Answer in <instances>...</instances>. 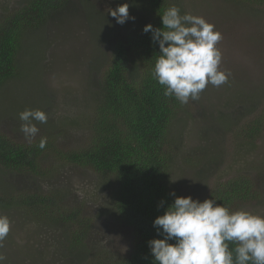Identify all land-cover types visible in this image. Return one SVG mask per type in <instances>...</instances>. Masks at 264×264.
Returning <instances> with one entry per match:
<instances>
[{"label": "rangeland", "instance_id": "rangeland-1", "mask_svg": "<svg viewBox=\"0 0 264 264\" xmlns=\"http://www.w3.org/2000/svg\"><path fill=\"white\" fill-rule=\"evenodd\" d=\"M21 1L0 0V18L4 12L17 9ZM86 2L84 11L80 0H68L51 12L40 30L25 34L17 56L19 77L0 89V133L9 139L28 145L49 137L62 151L78 149L88 141V118L104 61L123 31L114 17L109 22L105 18V14L110 15L108 9L115 8L112 1ZM122 2L129 9L137 5L134 0ZM173 3L181 15L201 16L222 34L216 45L222 53L219 69L228 79L219 87L208 84L196 103L192 102L189 114L181 113L175 120L171 130V188L183 197L199 199L237 174L251 180L257 197L236 203L231 210L264 215V132L255 143L239 141L235 132L222 128L214 111H227L236 120L245 112L240 105L247 107L249 99L264 91V8L258 13L248 5L235 7L228 0ZM125 23L132 30L144 21L142 15H129ZM103 24L118 28L108 34ZM235 98L237 103L228 104ZM26 108L41 109L48 117L47 123L34 122L39 132L31 142L20 131L19 113ZM40 166L42 175L38 177L2 171L0 187L16 196L53 193L59 208L73 209L82 204V215L90 219L84 238L87 256L97 251L120 256L129 251L131 231L110 213V191L100 177L88 169L62 164L48 153ZM20 212L0 210V216H7L11 222L8 235L0 241L3 264H83L81 258L86 252L81 257L69 255L62 236L60 240L67 230L65 224Z\"/></svg>", "mask_w": 264, "mask_h": 264}, {"label": "trees", "instance_id": "trees-1", "mask_svg": "<svg viewBox=\"0 0 264 264\" xmlns=\"http://www.w3.org/2000/svg\"><path fill=\"white\" fill-rule=\"evenodd\" d=\"M67 1L22 0L17 9L2 14L0 89L7 81L19 77L17 56L21 52L25 34L40 30L51 12ZM86 1L80 0L84 11H87ZM110 1L115 7L123 4L122 0ZM134 2L137 5L130 7L129 15L136 18L142 15L144 23L134 25L132 30L126 27V23H117L123 36L116 38L112 54L104 61L106 64L103 65L97 86L92 116L88 118L90 137L82 147L72 151L58 150L55 141L43 137L47 143L41 149L38 147L40 141L24 145L0 133V173L4 171L38 177L42 175L40 163L48 153L62 164L94 172L109 189L110 213L132 235L129 251L120 256L105 251L87 256L84 238L90 219L82 215V204L73 209L59 208L57 196L53 193L16 196L10 189L0 187V210L16 212L18 209L31 217L65 224L67 230L59 236L60 240L62 236L69 255L81 257L86 252L81 258L83 264H154L148 241L163 237L158 235L153 221L173 203L174 197L170 193L181 196L171 188L174 141L171 130L179 114H189L195 101L181 104L174 97L164 96L163 86L152 76L155 60L160 55L159 45L153 42L151 32H144L148 24L153 28H162L161 15L174 3L173 0ZM228 3H233L235 7L248 5L258 13L260 7L264 8V0H228ZM107 15L105 18L109 22L112 16ZM103 26L108 34L118 28ZM254 97L249 99L247 107L240 105L239 108L245 112L236 120H232V114L227 111L220 114L214 110L222 128L235 132L234 137L239 141L255 143L264 132V91ZM235 103L237 98L228 104ZM253 188L249 178L235 174L226 184H217L207 196L194 200L203 202L205 199H216L217 203L231 209L236 203L254 200L257 194ZM161 201H164V206L158 207ZM235 246L229 242L230 249Z\"/></svg>", "mask_w": 264, "mask_h": 264}, {"label": "clouds", "instance_id": "clouds-1", "mask_svg": "<svg viewBox=\"0 0 264 264\" xmlns=\"http://www.w3.org/2000/svg\"><path fill=\"white\" fill-rule=\"evenodd\" d=\"M108 12L116 23L129 19V5L120 4ZM162 28L144 27L159 45L153 79L164 88V96L174 97L181 104L198 100L200 93L211 84L219 87L227 82L228 74L219 69L222 53L216 46L222 34L203 17L180 14L173 5L161 15ZM41 109H25L19 113L20 131L29 142L38 134L36 123H47ZM47 139L38 147L44 149ZM174 197L163 215L157 216L153 227L163 238L151 239L148 246L154 264H264V215L240 209L231 210L216 199L203 202L191 196ZM164 201L158 207H163ZM7 216H0V241L10 231ZM175 243H170V241ZM229 242L235 244L229 248ZM5 257L0 255V264Z\"/></svg>", "mask_w": 264, "mask_h": 264}]
</instances>
